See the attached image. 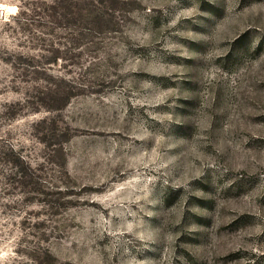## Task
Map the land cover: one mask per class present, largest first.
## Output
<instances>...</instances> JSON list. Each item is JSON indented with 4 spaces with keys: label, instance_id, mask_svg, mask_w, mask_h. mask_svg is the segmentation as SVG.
<instances>
[{
    "label": "rangeland",
    "instance_id": "obj_1",
    "mask_svg": "<svg viewBox=\"0 0 264 264\" xmlns=\"http://www.w3.org/2000/svg\"><path fill=\"white\" fill-rule=\"evenodd\" d=\"M0 264H264V0H0Z\"/></svg>",
    "mask_w": 264,
    "mask_h": 264
},
{
    "label": "bare ground",
    "instance_id": "obj_2",
    "mask_svg": "<svg viewBox=\"0 0 264 264\" xmlns=\"http://www.w3.org/2000/svg\"><path fill=\"white\" fill-rule=\"evenodd\" d=\"M3 6H4V5H3ZM8 7H10V6H7V8H8ZM14 9H15V7H14ZM2 10H3V9H2ZM6 11H7V10H6ZM7 12H8V11H7Z\"/></svg>",
    "mask_w": 264,
    "mask_h": 264
}]
</instances>
